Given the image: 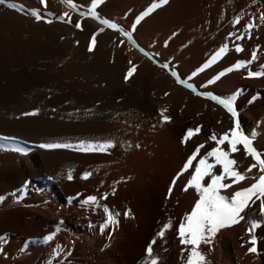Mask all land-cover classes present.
I'll use <instances>...</instances> for the list:
<instances>
[{
  "label": "bare ground",
  "instance_id": "6f19581e",
  "mask_svg": "<svg viewBox=\"0 0 264 264\" xmlns=\"http://www.w3.org/2000/svg\"><path fill=\"white\" fill-rule=\"evenodd\" d=\"M226 1L168 0L157 13H150L133 29L137 14L158 0L145 7L141 6L140 0H104L96 8L100 18L130 31L135 44L90 15L82 18L64 0H47V9L42 7L40 0H7L0 4V135L4 137L0 143V196L5 197L0 201V209L7 204L16 208L30 201L50 199L52 205L59 202L63 198L61 186L48 182L46 173L53 172L56 178V173L66 167L65 164L76 163L78 168L74 174L78 182L107 189L115 195L119 193V196L120 193L142 190L152 196L159 215L168 212L169 219L181 222L198 199L194 190H182L196 161L193 169L177 180L169 197L173 177L198 144L206 142L213 131L217 134L227 131L232 123L222 106L178 84L170 70L176 71L180 78L188 79L197 91L228 97L241 90L236 100L241 127L253 138L254 146L264 152V76L256 80L246 78L247 71L262 70L264 60L256 59L248 67L227 73L206 87H202L206 81L240 60H218L192 76L207 61L210 47L207 43L214 38H226L230 32L244 33L245 38L236 43L242 46L260 43L264 47V39H255L252 31L250 38L248 36L246 25L255 15L243 7V10L225 14L220 8ZM73 2L78 6L91 3V0ZM8 3L24 8L12 9ZM37 8L53 22L36 21L27 14L28 9ZM211 11L218 20V25L211 26L216 30L205 37H196L201 30L195 26L198 14ZM64 12L72 18L71 24L57 19ZM236 16L240 17V22L233 25ZM76 21H82V30L75 28ZM102 27L105 31L97 35V45L90 53L87 50L90 38ZM173 32L177 33L172 35ZM180 39L188 42L184 52L188 58L166 57L151 46L152 43L167 42V48L173 50ZM137 43L148 50L145 51L151 58L140 51ZM236 56L241 59V55ZM242 58L249 60L250 57ZM130 62L137 66V71L125 82L123 77ZM165 63L169 69L159 66ZM253 82H259L260 87L252 90ZM165 93L169 95L165 96ZM164 108L171 121L161 123L158 110ZM198 125L202 126L200 134L182 142L186 129ZM109 140L115 147L107 152L67 148L44 151L38 144L77 145L80 141ZM212 146L208 143L201 155ZM236 159L241 162V172L253 162L250 157L244 158L243 151ZM85 173L91 175L84 178ZM260 174L258 169H253L248 179L222 194L230 197L235 191L250 186L253 177L258 178ZM25 179V184L21 185ZM225 182L231 183L230 180ZM16 199L22 200L21 203H11ZM25 208L30 211L33 207ZM42 212L40 217L46 218ZM242 215V221L218 233L223 264H251L249 256L242 261L233 255V250L241 240L251 238L247 229L252 220L261 221L262 226L253 234L264 243V217L259 214V201ZM3 224L10 226L17 235L30 228V223L23 217L2 210L0 226ZM6 254L12 259L16 252Z\"/></svg>",
  "mask_w": 264,
  "mask_h": 264
},
{
  "label": "rangeland",
  "instance_id": "374dc122",
  "mask_svg": "<svg viewBox=\"0 0 264 264\" xmlns=\"http://www.w3.org/2000/svg\"><path fill=\"white\" fill-rule=\"evenodd\" d=\"M150 1L152 0H142V6H145ZM90 4V2L86 5L78 4L79 7L77 6V8L88 11L87 8H89ZM241 7L244 10L246 8L255 15V18L251 21L255 24V27L251 30L255 35V39H264V0H227L221 5L220 11L226 14L236 9L243 10ZM158 8L152 12L156 11L155 13H157ZM144 11L145 9L141 10L137 14L136 19ZM177 12L181 13L184 11L177 10ZM211 12L204 13L205 18H203V13H200L201 16L198 14L199 17H197L200 22L196 18L195 26L198 30H201L200 32L198 31L196 37H205L213 34L216 30L214 26L218 25L216 22L218 20L216 16L215 18L213 17L215 14ZM207 19H210V22ZM200 23L202 24L200 25ZM213 24L214 26L211 27ZM199 25L201 28H199ZM206 30L212 32L210 33ZM176 33L173 32L172 35ZM225 37L228 38V34ZM226 38H214L207 43V46L209 45L210 47L208 46L209 57L207 56L206 60L224 43H228L229 49L227 54L219 60H244L242 57L249 56L251 58L253 51H257V59L264 60V47L260 43L250 46L246 45L247 48L242 46L244 50L237 53L235 51V38ZM184 40L180 39L177 41L173 50L168 49V45L166 46V44L160 42L152 43L151 46L155 50L158 49L159 53L165 54L166 57L188 58L189 55L184 54L188 42H184ZM138 45L148 51L141 44ZM242 53L245 54L243 55ZM237 54L241 55V59L236 58ZM250 80H256V78H250ZM259 87V82H253L252 90H256ZM3 140L4 137L0 135V143ZM38 144L41 147L42 143ZM41 149L44 151L50 150L42 147ZM65 165L67 168L64 166L56 173L57 179L54 178L55 173H46L48 182L58 183L61 186L63 198L59 202L52 205L49 204L50 199L42 202L30 201L28 202L30 204H19L16 208H12L9 206L10 204H7L3 209H0V211L12 212L14 215L23 217L30 223L29 231L21 232L18 235L12 232V228L8 227L7 224L0 226V264H152L153 260H156L157 264H187L192 246H185L180 243L178 227L182 221L174 222L169 219L168 214H166L168 212L159 215V208L151 195L142 190H137L120 193L121 196H119V193L115 195V193H111L107 189L80 183L76 180L74 174L78 164L70 163V165ZM69 173L73 176L71 180L67 178ZM25 181L26 179L21 185H24ZM166 186L167 183L164 185V189ZM104 193L108 194L107 199L102 198ZM77 194L80 195L77 196ZM88 196H96L99 207L82 205L81 201ZM21 201L16 199L11 203H21ZM105 205L112 212L114 218L118 220V224L108 223L105 225L107 219ZM27 206L30 208L32 206L33 208L27 211V208H25ZM42 211L47 215L46 218L40 217V212ZM49 218L50 221H48ZM166 223L170 224V227L164 229V236L161 237L158 233ZM102 225H105L103 232L101 231ZM254 231L256 232V229ZM250 239L241 240L238 247L233 250V255L241 258L242 261H246L249 256L252 261L251 264H264V243L257 237L256 246L258 252L250 255L248 252V248L252 246L249 243ZM153 241L155 242L152 243ZM220 241L217 234L211 250L208 245H200L199 251L206 257L204 264H223ZM150 243L152 246L151 254L146 251ZM9 251L16 252L14 258L9 259L7 257L6 253Z\"/></svg>",
  "mask_w": 264,
  "mask_h": 264
},
{
  "label": "snow or ice",
  "instance_id": "6c2138e0",
  "mask_svg": "<svg viewBox=\"0 0 264 264\" xmlns=\"http://www.w3.org/2000/svg\"><path fill=\"white\" fill-rule=\"evenodd\" d=\"M7 0H0V4H5ZM66 4L73 10L78 11L79 15L83 17L91 16L92 18L99 20L103 25H106L108 28L120 32L124 37H127V40L135 44L133 40L132 33L130 31H125L120 28L116 23L111 22L108 19H101L96 8L98 5L102 4L104 0H91V4L88 8V11H79L77 4L73 0H64ZM168 3V0H158L154 2L146 11L140 14L137 17L136 21L133 23L132 28L135 29L136 25L140 21L148 16L156 8L165 5ZM40 4L44 9H47L48 4L47 0H40ZM8 7L12 9L23 10V5H18L16 3H8ZM27 14H30L35 18L36 21L44 20L47 23H52V20L46 18V16L41 14L40 9H28ZM49 15H54L49 13ZM67 18V19H66ZM61 22L72 23V18L67 12L62 13L57 17ZM240 22V17L236 16L232 23L236 25ZM75 28L82 30V21L75 22ZM249 30L248 36L250 38L251 30L255 27L253 22H250L246 25ZM105 29L102 27L98 30V33H93L88 43L87 50L91 53L95 50L97 45V35L104 32ZM234 37L235 41H242L245 38L244 33H229L228 38ZM78 43V42H77ZM167 46V42H166ZM229 49L228 43H224L215 53L201 66L192 73V76H196L198 72H202L205 69L209 68L212 64L216 63L220 58L227 54ZM244 49L241 44H235V51L237 53L242 52ZM145 56H149L144 49H140ZM257 59V51H253L252 56L249 60H240L235 64L223 69L215 77L206 81L207 85H211L219 80L221 77L225 76L227 73H230L234 70H240L241 68H246L248 65L255 62ZM131 64V62H130ZM163 69H169L167 63L159 65ZM262 70L260 71H247L246 78H259L264 76V66H261ZM137 66L131 64L127 69L123 79L125 82H128L136 73ZM170 75L174 77L178 84L183 87L191 90L195 95L205 98H210L216 104L222 106L224 110L230 115L232 126L223 133L217 134L212 132L208 140L204 143H200L196 146L195 150L188 156L187 160L184 162L182 169L173 177L172 183L168 189V196L170 197L173 188L178 179H180L184 173L189 172L190 169H193V163L196 161L194 170L191 172L190 178L187 179V183L182 189L184 192L194 190L198 199H196L194 206L191 208V211L186 214L182 222L178 227V236L180 238V243L182 245H191V250L188 256L187 264H204L206 257L199 251L201 244L208 245L210 250L214 241L215 236L220 232V230L233 226L244 219L242 213L247 209L253 208L257 201H259V214L264 217V152L259 151L254 146L253 138L246 134L241 127V122L239 119V112L236 107V100L241 90H237V93H234L228 97H220L214 95L210 92H201L197 91V88L194 84L190 83L188 79L180 78L179 74L170 70ZM169 93H165V96ZM254 99V98H253ZM159 115L161 123L170 122L171 117L166 114L167 109H159ZM34 114V113H33ZM25 115H28L27 113ZM202 131V126L198 125L195 128L189 127L186 129L184 136L182 137V142L186 143L195 136H198ZM208 143L213 144L208 151L201 155V150L206 147ZM42 148L46 149H59V148H69L75 149L77 151L83 152H107L108 149L115 147V144L112 141L105 142H85L80 141L77 145L72 143H46L41 145ZM243 151L245 159L249 157L252 159V163L244 170L240 171L241 162L236 159L237 154ZM197 157L199 159L197 160ZM219 169V171H217ZM253 169H258L261 173L258 178L253 177L254 182L245 188H241L235 191L230 197L226 196L223 191L230 189L234 185H237L246 179H248V174L253 171ZM91 175V173H85V177ZM67 178L69 180L73 179L71 173L68 174ZM226 180H230L231 183H226ZM80 194H77L79 196ZM107 193H104L103 199H107ZM22 198V197H21ZM5 199L4 196H0V201ZM82 205H93L99 207L98 198L96 196H88L83 201ZM107 219L105 225L108 223L118 224L112 214V212L104 206ZM119 215V214H116ZM127 215V213H125ZM62 223V222H61ZM101 226V231L103 232L104 226ZM262 223L259 220H252L250 227L247 229L251 235L249 243L252 245L248 248L250 254H256L258 252L257 248V237L253 234L254 230L261 227ZM170 224H165L163 229L158 233L159 236H164V229H168ZM153 241L152 243H154ZM149 254L152 252L151 243L149 244L147 250ZM152 264H157L156 260L152 261Z\"/></svg>",
  "mask_w": 264,
  "mask_h": 264
},
{
  "label": "crops",
  "instance_id": "0c3cea01",
  "mask_svg": "<svg viewBox=\"0 0 264 264\" xmlns=\"http://www.w3.org/2000/svg\"><path fill=\"white\" fill-rule=\"evenodd\" d=\"M140 1L142 2V0H140ZM153 1H155V0H152V1L148 2L145 6H147L149 3L153 2ZM145 6H142V7H145ZM145 11H146V9H145Z\"/></svg>",
  "mask_w": 264,
  "mask_h": 264
}]
</instances>
